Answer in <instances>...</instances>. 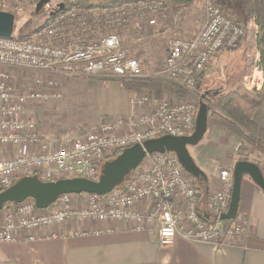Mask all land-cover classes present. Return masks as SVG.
<instances>
[{
	"label": "built area",
	"instance_id": "obj_1",
	"mask_svg": "<svg viewBox=\"0 0 264 264\" xmlns=\"http://www.w3.org/2000/svg\"><path fill=\"white\" fill-rule=\"evenodd\" d=\"M160 4L157 1L154 6ZM204 10L205 21L200 32L189 39L172 41L161 71L165 78L185 88L197 86L213 56L237 49L247 32L253 31L250 29H258L252 19L246 32L214 0H206ZM149 22L156 23L155 19ZM122 45L119 34L95 43L69 45L33 37L0 36V146L11 148L14 153L0 160V191L23 176L37 175L44 181L73 177L94 179L99 177L104 160L125 148L164 134L187 136L194 132L196 107L184 103L161 102L150 113L103 125L99 131L88 132L68 144H56L52 138L43 136L38 122L26 116L30 101H44L45 97L33 86L19 90L13 81L14 70L73 76H142L140 62L130 57ZM131 101L135 106L150 103L146 95H136ZM123 124L131 128L127 133L111 134ZM146 161H149L147 168L139 170ZM257 164L264 171V161ZM219 179L220 186L210 191L207 198L213 217L210 222L198 211V186L177 155L150 154L121 185L106 195L63 194L46 209L36 207L33 199L5 205L0 211V242L32 241L45 227L67 222L117 221L134 224L138 230L156 225L159 242L164 246L171 245L179 233L192 242L220 244L224 238L243 234L245 220L222 226L219 218L230 207L232 170H222ZM78 200L84 202L78 203Z\"/></svg>",
	"mask_w": 264,
	"mask_h": 264
},
{
	"label": "rangeland",
	"instance_id": "obj_2",
	"mask_svg": "<svg viewBox=\"0 0 264 264\" xmlns=\"http://www.w3.org/2000/svg\"><path fill=\"white\" fill-rule=\"evenodd\" d=\"M38 1L0 0V11L10 12L16 16L13 35L21 38L33 37L42 41H53L69 45L95 43L111 34H119L122 39L123 49L128 52L130 57L136 58L140 62L142 76L137 78L114 77L115 79H113L129 91V100H132L136 95H146L150 99V103L146 105H133L135 109L133 114H116L117 116L112 117L105 116L98 121L82 118L71 119L65 113L60 115L59 118L62 120L59 123L61 125L58 129L61 132H58L55 136L53 134L49 135V138L54 139L53 136L56 139L62 137L66 142L69 138H76L80 134L85 135L91 131L97 132L103 125L119 123L121 120L126 121L136 118L141 114L150 113L161 102L194 105L198 112L200 98L206 91L215 94L218 90L226 91L233 87L236 90L239 86L246 93L247 91L263 90V85L261 88L257 87L261 76H263L264 84V73L261 74L259 72L261 69L259 62L260 52L256 45V36L260 27L254 18V23L258 26V29L252 26L254 29L250 30L253 31H248L251 43L245 46L242 44L237 49L225 50L216 54L218 57L216 56L213 62L208 65L197 86L185 88L177 82L165 78L161 71L165 66V59L170 43L179 39L192 38L200 32L205 21L204 8L206 0L195 1L189 7L180 9H176L163 0H52L48 9L45 6L40 12H37L36 5ZM147 1H151L149 5H147L148 3L146 4ZM157 1H161V4L155 7L154 4ZM61 3H64L63 8H60L58 5ZM223 4L227 7V9L224 7L223 9L234 18L236 23H239L236 18L247 19L245 4L242 0H233L232 2L223 0ZM248 11L251 16L255 12L251 4H248ZM127 15H129V20H125V16ZM152 19H155L156 23L151 24L149 21ZM249 23L246 26L241 23L239 24L243 25L247 32L250 26ZM254 74V81H252ZM13 75V81L19 90L25 91L33 86L38 91L41 90L44 96L46 93L53 92V96L61 97L66 102L70 94V82L74 80L86 81L89 80V77L90 79L97 78L102 82L110 80L109 76L103 74H81V77H79L65 73L55 74L31 69H16ZM50 81L54 84L50 85ZM124 82H127L129 85L126 86ZM238 97L247 98L250 102L256 99L255 95H251L250 93L246 95L242 92H239ZM236 99L238 98L235 97L234 100ZM38 102L39 99L37 101H30V104H37ZM206 103L211 109V113L217 111L226 116L228 115L223 110L222 104L216 100H208ZM237 107L241 109L239 106ZM234 111L237 112V109ZM249 111L251 112V109ZM246 113H248V110H246ZM233 119L237 125L243 127L245 132H257L259 136L260 133L253 130L252 127H245L240 123L239 119ZM221 120L216 121L210 115L209 131L206 134H212L217 128L228 132L231 146L235 149L232 152L233 165L236 164V161L240 160H248L255 163L264 161V152L259 150L257 145L252 143L248 138L239 135L234 127L228 126V124L223 122V119ZM74 128L77 129V134L73 131ZM130 129V126L123 124L111 134L121 136ZM144 129H147V126ZM34 150L35 148L32 151ZM189 150L197 158L196 146L189 147ZM13 154L11 148L0 146V160L8 158ZM115 155H112L111 158H106L104 162L115 158ZM148 164L149 161H146V164H143L139 170H144ZM233 165H231L232 167H227L228 165L224 164L218 171L221 172L224 169L232 170L234 168ZM245 178H248V176H245ZM83 202V200H78V203Z\"/></svg>",
	"mask_w": 264,
	"mask_h": 264
},
{
	"label": "crops",
	"instance_id": "obj_3",
	"mask_svg": "<svg viewBox=\"0 0 264 264\" xmlns=\"http://www.w3.org/2000/svg\"><path fill=\"white\" fill-rule=\"evenodd\" d=\"M259 72L263 74L262 69ZM109 77L112 81L89 77L86 81L70 82L67 102L53 96V92L46 93L44 101L29 104L26 116L37 120L42 135L49 137L61 132L59 118L65 113L71 119L97 121L105 116L133 114L129 91L114 76ZM260 78L258 88L263 85V76ZM252 117L264 129V101ZM224 131L217 128L206 134L196 146L197 158L193 154L196 164L208 176V183L203 181L208 186L206 193L198 194V211L210 222L213 217L208 194L220 186L218 170L224 164L232 167L234 162L235 149ZM54 136L52 140L56 144H68L76 139L65 142L64 138ZM238 215V220H245L243 234L224 238L220 244L192 242L179 233L171 245L164 246L159 242L156 225L138 230L134 224L117 221L67 222L45 227L32 241L0 242V264H264V191L250 177L242 181Z\"/></svg>",
	"mask_w": 264,
	"mask_h": 264
},
{
	"label": "water",
	"instance_id": "obj_4",
	"mask_svg": "<svg viewBox=\"0 0 264 264\" xmlns=\"http://www.w3.org/2000/svg\"><path fill=\"white\" fill-rule=\"evenodd\" d=\"M52 0H39L36 11L40 12ZM64 3L60 4V8ZM16 16L13 13L0 11V36L12 37ZM202 94L195 120V129L191 135L175 136L164 134L125 148L115 158L107 160L97 179L73 177L55 181H44L37 175L23 176L13 185L0 191V211L8 203H21L33 199L36 207L46 209L63 194L90 193L106 195L121 185L136 170L145 157L154 153H175L185 171L193 178L208 183V176L196 164L189 147L197 146L205 137L209 127V106ZM233 188L229 210L221 215L222 219H235L239 212L241 186L245 176L250 177L264 191V173L260 166L252 161H237L232 169Z\"/></svg>",
	"mask_w": 264,
	"mask_h": 264
},
{
	"label": "trees",
	"instance_id": "obj_5",
	"mask_svg": "<svg viewBox=\"0 0 264 264\" xmlns=\"http://www.w3.org/2000/svg\"><path fill=\"white\" fill-rule=\"evenodd\" d=\"M14 1H23V0H14ZM163 1L165 3H168L169 5H172L176 9H180V8L189 7L191 4H193L195 1H198V0H163ZM227 1L232 2L233 0H227ZM242 1L245 4V12H247L246 13L247 19L242 20L240 18H236V20L239 23L243 24L244 26H246L249 23V21L253 18L258 23L260 30L256 36V45H257V48L259 49V52H260V61H259L260 67L264 73V0H242ZM214 2L217 5H220V6L224 7L225 9H227L225 4H223V0H219V1L214 0ZM248 4H251L252 8L255 10V12L253 13L252 16L248 13L249 12L248 11ZM58 5L60 6V4H58ZM230 13L233 14L232 12H230ZM249 36H250V33L248 32L244 38L243 43H242V44H244V46L251 43L249 40ZM124 84L126 86L129 85V84H127V82H124ZM239 92H242L246 95L249 93L251 95H255L256 99H253V101L250 102L249 100H247V98H241V97L239 98L238 97ZM251 92L247 91V93H246V91L240 86L236 90H235V87H233V88H229L226 91L219 90L218 94H214L211 97L207 96L204 98V101L207 102L208 100H216L217 102L222 104L223 110L228 115L226 116L225 114L218 113L217 111H214L211 113V109L209 108V117L211 115L212 117L215 118L216 121H218V120L220 121L221 119H223V122L225 124H228V126H230V127H234V129L237 130V133L239 135L248 138L252 143H254L255 145H257L259 147V150L264 152V140H263L264 139L263 138L264 129L262 127H260L258 124H256L252 118V115H253V112L255 111V109L264 101V84H263V90L262 91L253 90ZM235 97L238 99L234 100ZM234 103H235V105H234ZM236 103H238V105H236ZM237 106H239L241 109H239ZM235 109H237V112L234 111ZM249 109H251V112L249 111ZM246 110H248V113H246ZM233 118L239 119L240 123L243 124L245 127L249 126V127H252L253 130L258 131L260 133L259 136H258L257 132H255V133L245 132L243 127H240L239 125L236 124L235 121H233L234 120ZM115 156H117V155H115ZM97 178H98V176L94 177V179H97ZM195 181L199 186L200 193H203V192L206 193L208 186L206 184H204L203 181H200L197 179H195ZM8 204H11V203H8ZM8 204H6V205H8ZM238 217H239V215H237V217L235 219H222L220 222H221L222 226L225 227L227 225L232 224L233 222H236L238 220Z\"/></svg>",
	"mask_w": 264,
	"mask_h": 264
},
{
	"label": "flooded vegetation",
	"instance_id": "obj_6",
	"mask_svg": "<svg viewBox=\"0 0 264 264\" xmlns=\"http://www.w3.org/2000/svg\"><path fill=\"white\" fill-rule=\"evenodd\" d=\"M218 91H217V93L215 92V94H218ZM211 95H214V94L212 92H210V94L208 96H211Z\"/></svg>",
	"mask_w": 264,
	"mask_h": 264
}]
</instances>
